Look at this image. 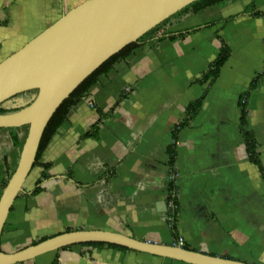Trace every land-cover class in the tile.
Instances as JSON below:
<instances>
[{
	"label": "crops",
	"instance_id": "1",
	"mask_svg": "<svg viewBox=\"0 0 264 264\" xmlns=\"http://www.w3.org/2000/svg\"><path fill=\"white\" fill-rule=\"evenodd\" d=\"M84 1L0 0V62ZM251 4L258 17L246 12ZM172 31L185 36L147 41L70 113L41 158L49 168L32 171L13 205L3 252L82 229L174 244L164 192L166 150L188 105L204 97L191 126L177 134L178 236L182 247L264 264V178L248 159L238 105L264 71V0L214 8ZM218 36L231 48L230 57L213 83L200 84L220 52ZM247 111L264 167V76L247 97ZM24 130H18L20 138ZM20 151L10 131L1 130L0 196ZM37 186L41 191L34 194ZM55 259L57 264L169 263L135 251L72 246L15 264Z\"/></svg>",
	"mask_w": 264,
	"mask_h": 264
},
{
	"label": "water",
	"instance_id": "2",
	"mask_svg": "<svg viewBox=\"0 0 264 264\" xmlns=\"http://www.w3.org/2000/svg\"><path fill=\"white\" fill-rule=\"evenodd\" d=\"M195 1L86 0L0 62V105L22 93H36L28 106L0 114V129L27 127L17 167L0 196V264L25 262L91 242L183 264H253L100 229L68 231L12 254L1 249L9 214L25 192L45 128L60 105L111 57Z\"/></svg>",
	"mask_w": 264,
	"mask_h": 264
},
{
	"label": "trees",
	"instance_id": "3",
	"mask_svg": "<svg viewBox=\"0 0 264 264\" xmlns=\"http://www.w3.org/2000/svg\"><path fill=\"white\" fill-rule=\"evenodd\" d=\"M236 1L238 0H196L195 2L186 6L185 8H183L182 10L174 14L173 16L169 17L168 19H166L165 21L157 25L151 31H149L144 36H142L137 42L128 45L123 50H121L119 53H117L116 55L111 57L108 61H106L93 74H91L83 83H81V85H79L73 91V93L60 105V107L54 113L47 127L45 128V131L41 138L37 156H36V161H35L32 171L40 165L43 166L45 169L49 168L48 165H42L41 163V158L43 156L44 151L47 149L49 144L52 142L54 136L60 131L61 126L68 119L70 113L74 110V108L84 98L88 96L91 89L94 86H96L102 78L107 77L114 70L118 62L127 60L131 56H134L136 52L140 48H142L143 45L149 40H159V39L164 38L165 36L169 37V39H177V38L184 37L185 35H181V34L172 35L173 33L172 29L178 26L179 24H182L194 17H197L205 13L206 11H210L217 7H224L228 5L229 3H233ZM255 9H256L255 5L251 4L250 6L246 8V12H250L252 16L258 17L260 13L255 11ZM224 22L226 23L227 21H224ZM218 37L221 39V42H222L220 52L218 56L215 58V60L211 63L208 71L205 72L203 76L197 80L198 83L200 84H205L207 82H210V84L213 83V81H215L220 76L222 68L225 66L226 62L228 61V58L230 57L231 48L223 40L221 36H218ZM263 76H264V71L263 73L258 75L256 79H254V81L252 82L250 86L248 93L242 95L238 105H239L240 112H241L239 128H240V131H241L244 143H245L248 159L250 162L258 166L264 178V167H263V164H262V161L259 155V151H258V142L256 140V137L253 131L249 129L248 111H247V97L251 91H253L254 89L258 87ZM121 97L122 99L127 98L128 92L124 93V95H122ZM35 98H36V93L33 91L16 95L15 97L11 98L10 100L0 105V114L13 112V111L22 109L28 106L29 104H31ZM203 101H204V97H201L191 102L188 105V107L186 108L184 119L175 127L173 131V138L175 141L171 145H169L166 150L167 155H168L169 174H168V177L164 181V192L168 196V201H172L174 205V209H171L168 214V218H169L168 224L170 226L172 237L174 238V244L172 245L179 244V236L177 232L178 202H177V185H176V182L178 180V171L176 169L177 134L178 132L191 126L193 120L196 118V116L198 115V113L200 112L202 108ZM100 116L101 118L106 117V115L102 113L101 111H100ZM26 128L27 127H23V129H26ZM1 130L3 129H0V131ZM8 130L10 131L14 147L19 148L21 150L24 137L20 138L18 134L19 129L9 128ZM94 132H98V129L96 128ZM46 176H47L46 174L43 175V177H46ZM7 182L8 180L4 182L3 189L5 188ZM39 183L40 182H38V185ZM40 191H41V188L37 186L34 194H37ZM45 239L47 238H44L43 240ZM77 246L86 247L90 249L100 248V247H109V248H114V249L121 250V251H132L122 246L108 244V243H101V242L84 243V244L77 245ZM67 248H70V247H67ZM67 248H64V249H67ZM183 248L191 249L188 246H184ZM167 261L169 262L168 264L180 263V262H175L171 260H167ZM52 264H57V259H55ZM162 264H167V263H162ZM180 264H183V263H180Z\"/></svg>",
	"mask_w": 264,
	"mask_h": 264
},
{
	"label": "built area",
	"instance_id": "4",
	"mask_svg": "<svg viewBox=\"0 0 264 264\" xmlns=\"http://www.w3.org/2000/svg\"><path fill=\"white\" fill-rule=\"evenodd\" d=\"M129 92V91H127ZM91 106H93V104L91 103ZM168 206H169V209H174V205L172 203V201H168ZM175 246H181L182 247V242H181V239L179 238V244L178 245H175Z\"/></svg>",
	"mask_w": 264,
	"mask_h": 264
},
{
	"label": "rangeland",
	"instance_id": "5",
	"mask_svg": "<svg viewBox=\"0 0 264 264\" xmlns=\"http://www.w3.org/2000/svg\"><path fill=\"white\" fill-rule=\"evenodd\" d=\"M25 131V133L27 132V128L24 130ZM159 259V258H158Z\"/></svg>",
	"mask_w": 264,
	"mask_h": 264
}]
</instances>
